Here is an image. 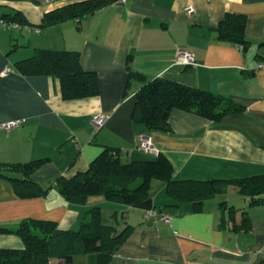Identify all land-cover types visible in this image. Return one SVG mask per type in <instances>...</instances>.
Returning <instances> with one entry per match:
<instances>
[{
	"label": "crops",
	"instance_id": "1",
	"mask_svg": "<svg viewBox=\"0 0 264 264\" xmlns=\"http://www.w3.org/2000/svg\"><path fill=\"white\" fill-rule=\"evenodd\" d=\"M76 1L0 0V12L19 10L26 19L15 28L0 26V164L41 159L30 178L46 189L24 196L0 176V226L14 230L31 218L78 230L83 213L99 207L103 224L128 228L104 264H264V202L250 204L234 183L195 209L168 197L165 182L153 178L149 199L171 217L156 224L145 221L144 210L103 195L66 200L56 183L59 176L85 171L105 147L118 149L123 162L155 158L137 148L141 135H149L169 160L175 179L264 174V68H256L264 59V0H117L80 20L40 26L45 12ZM227 13L244 18V45L219 38ZM181 48L193 53L194 64L176 61ZM35 49L78 51L81 67L97 73L98 94L65 99L57 77L23 74L16 62ZM133 73L220 94L242 108L216 120L172 108L169 131H149L132 116ZM98 113L108 118L95 128L91 118ZM10 121L18 124L4 128ZM221 202L245 208L250 228L237 231L223 223L228 214ZM0 248L21 249L23 242L15 233H0ZM76 257L87 264L91 255L74 256L72 264ZM49 264L66 263L51 258Z\"/></svg>",
	"mask_w": 264,
	"mask_h": 264
},
{
	"label": "trees",
	"instance_id": "2",
	"mask_svg": "<svg viewBox=\"0 0 264 264\" xmlns=\"http://www.w3.org/2000/svg\"><path fill=\"white\" fill-rule=\"evenodd\" d=\"M117 0H80L45 12L40 26H49L67 18L80 20L99 8ZM0 19L26 24L19 10L0 12ZM244 18L227 13L217 27L219 38L235 41L241 45L244 38ZM23 74H49L58 78L61 95L65 99L87 97L98 94V76L94 71L84 70L79 63L78 51L35 49L34 53L16 62ZM134 91L132 116L142 122L149 131H169L168 116L172 108L194 112L206 119L216 120L227 113L240 110L228 98L192 87L178 81L163 78H147L131 74L129 80ZM42 160L17 164H0V176L8 178L16 192L24 196L44 194L39 183L30 176ZM16 173L12 176L6 173ZM153 178L165 182V193L177 202L189 201L198 209L205 199L222 192L231 182L238 192L250 197V204L264 202V174L231 180H192L173 178L169 160L158 153L153 159L121 161L116 148L105 147L92 160L85 171L71 177L56 179L61 195L69 201L81 202L89 195H103L133 206L149 199ZM221 208L227 211L222 221L233 230L247 231L251 220L245 208H234L225 202ZM99 207L86 210L78 230L60 229L57 222L43 219H23L16 229L0 226V233H15L23 248H0V264H49L51 258H61L72 264L74 256L91 255L87 264H104L119 243L125 238L128 228L117 231L115 226L102 223Z\"/></svg>",
	"mask_w": 264,
	"mask_h": 264
},
{
	"label": "built area",
	"instance_id": "3",
	"mask_svg": "<svg viewBox=\"0 0 264 264\" xmlns=\"http://www.w3.org/2000/svg\"><path fill=\"white\" fill-rule=\"evenodd\" d=\"M187 11H191L192 8L190 6L186 7ZM18 23L16 22H7L5 20L0 19V26L4 28L18 27ZM35 32H39V28H34ZM176 61L183 65H191L195 63V58L193 53L189 49L181 48L177 50L176 53ZM256 68H264V59H261L257 62ZM9 67H4L2 73H6L9 71ZM108 116L104 113H98L91 118L92 124L95 128L101 127L107 120ZM18 124V121H10L3 125L4 128L9 129ZM137 148L144 152H148L154 155L158 154V149L152 142V139L149 135H141L138 140ZM170 215L164 211L163 209L151 208L149 210L144 211V219L145 221H150L152 224H156L160 221L169 222Z\"/></svg>",
	"mask_w": 264,
	"mask_h": 264
},
{
	"label": "water",
	"instance_id": "4",
	"mask_svg": "<svg viewBox=\"0 0 264 264\" xmlns=\"http://www.w3.org/2000/svg\"><path fill=\"white\" fill-rule=\"evenodd\" d=\"M33 1H35V0H33ZM133 207L137 208V209L144 210V211L149 210L151 208H154L152 205L151 199H147V200L141 201L139 203H135V204H133Z\"/></svg>",
	"mask_w": 264,
	"mask_h": 264
},
{
	"label": "rangeland",
	"instance_id": "5",
	"mask_svg": "<svg viewBox=\"0 0 264 264\" xmlns=\"http://www.w3.org/2000/svg\"><path fill=\"white\" fill-rule=\"evenodd\" d=\"M80 258H83V257H80ZM79 260L80 259L78 257H76L74 264H79V262H80Z\"/></svg>",
	"mask_w": 264,
	"mask_h": 264
}]
</instances>
